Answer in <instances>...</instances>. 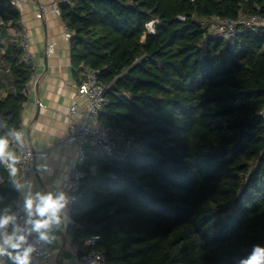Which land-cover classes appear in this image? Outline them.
I'll use <instances>...</instances> for the list:
<instances>
[{"label":"trees","instance_id":"16d2710c","mask_svg":"<svg viewBox=\"0 0 264 264\" xmlns=\"http://www.w3.org/2000/svg\"><path fill=\"white\" fill-rule=\"evenodd\" d=\"M60 10L72 71H96L108 97L98 120L120 136L111 154L85 145L75 239L98 235L106 264H239L264 246V28L220 38L201 24L264 15V0H72ZM0 16L19 27L5 0ZM7 31L0 135L19 125L32 71ZM0 171L4 204L19 200Z\"/></svg>","mask_w":264,"mask_h":264},{"label":"crops","instance_id":"0c3cea01","mask_svg":"<svg viewBox=\"0 0 264 264\" xmlns=\"http://www.w3.org/2000/svg\"><path fill=\"white\" fill-rule=\"evenodd\" d=\"M49 1L29 0L17 9L19 24L28 39V51L34 59L37 79L35 87L26 93L19 125L32 148L47 153L45 157L35 159L34 171L28 176L38 188L45 191L53 190L57 182L63 185L68 179L70 167L77 157L76 144L63 142L70 121L69 107L73 103L80 109L85 106V99L76 92L85 70L77 76L72 71L70 41L64 37L61 17L49 11L41 18L36 17L39 5ZM1 42L6 43V39H1ZM47 45L53 47L50 53L45 52ZM2 66L0 61L1 81L5 73ZM3 83L0 96H5L9 91L8 84L5 81ZM97 123L100 124V121ZM3 128L4 123L0 118V131ZM45 162L53 169L51 174L37 171V165ZM16 192L23 203V196ZM69 233L68 223H63L55 232L57 240L46 245L57 264H72L75 259L76 254L67 240Z\"/></svg>","mask_w":264,"mask_h":264},{"label":"built area","instance_id":"2783aa9c","mask_svg":"<svg viewBox=\"0 0 264 264\" xmlns=\"http://www.w3.org/2000/svg\"><path fill=\"white\" fill-rule=\"evenodd\" d=\"M4 1V0H0ZM12 7L18 9L22 4L27 3L29 0H5ZM72 0H50L46 4H41L36 12V17L41 18L46 12H52L58 16L61 15L60 5L69 4ZM179 19H183L182 15L177 16ZM155 20H150L146 23V30L148 33H154L147 27L149 24L154 29ZM201 24L205 28L207 34L214 37L227 38L234 35L236 32L243 29H259L264 28V15L261 13L252 14H239L236 18L220 17L217 15H211L201 21ZM0 28H6L8 30V36L14 39L18 46L22 50L23 62H27L31 65L32 71L25 84V94L30 92L35 87L37 79L34 71V59L31 53L28 51V39L27 36L19 24L17 29L11 28V20H5L0 16ZM62 29L64 37L70 40L73 33L65 23H62ZM53 50L52 45H47L45 48L46 53H50ZM7 70H5L6 72ZM107 86L100 83L97 79L96 71L86 69L82 73V78L76 87L78 95L85 99V106L83 109L73 103L69 107V125L66 130L64 143H74L77 147V157L73 165L69 170L68 179L64 182L63 187L68 191L70 201L67 206L68 212V225H72L73 228H77L78 225L72 220L69 215V210L72 203L79 197L80 185L84 171L80 168L81 163L86 158L85 145L93 144L96 147L102 149L105 153L111 154L113 151V140L119 139L120 136L113 134L107 127L98 124V116L104 112L105 106L108 103V97L106 96ZM16 130L23 131L20 125ZM13 150L20 157V163L18 164V176L17 179L28 178L33 173V163L37 157H45L47 155L45 150H35L29 144L28 138L25 135V145L21 149L17 146H13ZM0 166L8 174L7 169L3 164ZM4 172L0 171V184L4 181ZM23 203L20 200L7 201L4 204V198L0 193V211L5 208L10 209L12 212H20ZM68 242L71 244L76 256L72 264H106L102 250L95 248L99 236L94 234L81 239H75L72 233L67 236ZM37 251L33 253L32 264H57L52 259V253L46 247L45 244H37Z\"/></svg>","mask_w":264,"mask_h":264},{"label":"clouds","instance_id":"9594fccd","mask_svg":"<svg viewBox=\"0 0 264 264\" xmlns=\"http://www.w3.org/2000/svg\"><path fill=\"white\" fill-rule=\"evenodd\" d=\"M155 31L152 25L147 26ZM23 131L10 129L0 135V164L7 169L11 183L23 196L20 212L5 208L0 211V264H32L37 244L50 245L57 240L55 232L68 220V191L59 182L53 190L38 188L33 180L17 179L20 157L13 146L23 148ZM37 171L52 173L47 162L37 165ZM239 264H264V246L254 245L251 252Z\"/></svg>","mask_w":264,"mask_h":264},{"label":"water","instance_id":"95a60500","mask_svg":"<svg viewBox=\"0 0 264 264\" xmlns=\"http://www.w3.org/2000/svg\"><path fill=\"white\" fill-rule=\"evenodd\" d=\"M79 70L82 71V70H84V68H83V67H80ZM103 126H104V127H107V123H104Z\"/></svg>","mask_w":264,"mask_h":264}]
</instances>
